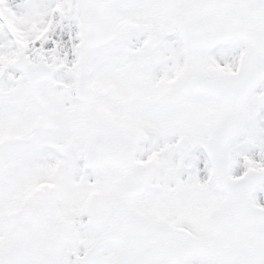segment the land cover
Instances as JSON below:
<instances>
[{
	"label": "snow or ice",
	"instance_id": "6c2138e0",
	"mask_svg": "<svg viewBox=\"0 0 264 264\" xmlns=\"http://www.w3.org/2000/svg\"><path fill=\"white\" fill-rule=\"evenodd\" d=\"M0 264H264V0H0Z\"/></svg>",
	"mask_w": 264,
	"mask_h": 264
}]
</instances>
